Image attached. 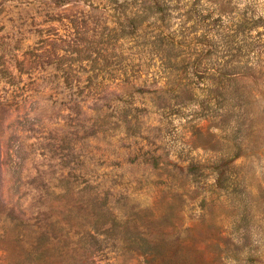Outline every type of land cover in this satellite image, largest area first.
Listing matches in <instances>:
<instances>
[{
	"label": "clouds",
	"instance_id": "1",
	"mask_svg": "<svg viewBox=\"0 0 264 264\" xmlns=\"http://www.w3.org/2000/svg\"><path fill=\"white\" fill-rule=\"evenodd\" d=\"M0 264H264V0H0Z\"/></svg>",
	"mask_w": 264,
	"mask_h": 264
},
{
	"label": "rangeland",
	"instance_id": "2",
	"mask_svg": "<svg viewBox=\"0 0 264 264\" xmlns=\"http://www.w3.org/2000/svg\"><path fill=\"white\" fill-rule=\"evenodd\" d=\"M33 55H34V56H37V54H36V53H33Z\"/></svg>",
	"mask_w": 264,
	"mask_h": 264
}]
</instances>
